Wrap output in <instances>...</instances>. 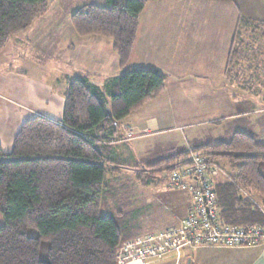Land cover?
Segmentation results:
<instances>
[{"label": "trees", "instance_id": "16d2710c", "mask_svg": "<svg viewBox=\"0 0 264 264\" xmlns=\"http://www.w3.org/2000/svg\"><path fill=\"white\" fill-rule=\"evenodd\" d=\"M148 1H91L70 15L79 36L112 39L121 73L107 80L103 91L89 81L91 74L68 78L61 120L36 115L21 124L10 152L0 147V264H117L118 249L134 237L132 214L127 211L131 186L117 180L128 164L115 158L113 146L126 140L120 123L165 88V76L158 69L126 68ZM47 3L0 0V51L11 36L47 11ZM238 22L251 24L242 16ZM258 24L264 31V22ZM239 26L229 62L249 43L239 40ZM255 32L242 35L252 37ZM263 88L264 83L248 82L242 92ZM200 145L193 147L206 149L207 163L225 174L224 181L212 180L221 219L235 225H264L262 208L241 193L264 198V137L234 131L227 141ZM187 154L176 152L136 171L135 178L141 185L154 183L155 174L170 171L173 160ZM167 163L171 165L159 169ZM28 227L36 228L38 235L29 236Z\"/></svg>", "mask_w": 264, "mask_h": 264}, {"label": "crops", "instance_id": "0c3cea01", "mask_svg": "<svg viewBox=\"0 0 264 264\" xmlns=\"http://www.w3.org/2000/svg\"><path fill=\"white\" fill-rule=\"evenodd\" d=\"M61 1L66 6L74 1L73 6L80 7L95 0ZM76 9L57 8L63 22L55 26L51 25L48 8L31 26L11 36L0 51V147L4 152L11 151L24 121L36 115L61 120L68 78L91 74L89 81L103 91L105 82L121 73L112 39L77 35L70 22ZM239 16L264 22V0H149L139 16L126 68L158 69L165 76V88L125 118L135 135L113 146L115 158L128 164L120 169L117 180L132 181L131 175L134 181L127 192L134 235L129 241L157 236L176 226L193 202L188 187L168 185L162 173L155 174L154 183L141 185L135 172L189 146L205 144L197 133L186 136L183 148L178 144L175 133L187 128L189 116L182 101L187 94L214 101V96H221L225 80L235 83V59L240 60L229 62V53ZM195 113L192 115L201 114ZM218 177L214 182L224 181ZM136 182L141 190L135 187ZM249 198L264 212V198L251 193ZM120 264H264V240L249 246L186 245L163 254L133 256Z\"/></svg>", "mask_w": 264, "mask_h": 264}, {"label": "rangeland", "instance_id": "374dc122", "mask_svg": "<svg viewBox=\"0 0 264 264\" xmlns=\"http://www.w3.org/2000/svg\"><path fill=\"white\" fill-rule=\"evenodd\" d=\"M95 1L100 2L101 0H95ZM47 2H48L47 10L49 8L48 12L49 14H51L50 15L51 25H55V26L60 25L63 22V14L62 12L58 11L57 8L61 7L65 9H76L77 7H79V6H73V4L75 3L74 1L69 6H66L65 2L63 3V1L61 0H47ZM177 3L180 4V2ZM168 12H171V10H169ZM238 21H239V17L237 20L236 29L239 26ZM249 22L251 23L250 25L239 26L241 30V32L239 33V35H241L239 40H242L244 38V42H249V43L247 47L244 49V51H242V54L238 55L237 58L240 61L237 62V59H235L236 62V67L234 70V75L236 77L235 83L232 85L231 80H229L230 84H227V80H225V83L222 86L224 90H221L222 92L221 96L219 94L216 95L217 94L216 92L215 95L218 97L216 99V96H214V101L210 100V97L201 100V98H199L198 95L194 98L190 94H187L188 92L186 93L187 96L185 97V99L183 98L182 104L183 107L189 112V116L187 117L188 119L186 122L187 128H185L183 131L179 130L175 133L179 137L178 144L180 145L181 148L184 147L187 141V139L185 141L186 136L190 137L192 133H197L200 136H202L200 140L203 141V143L205 144H207L208 142L214 143V142L227 141L231 138L234 131L237 130H242V131L247 130V132L256 133L259 138L264 137V128H261V126L264 125V88L261 90H257L256 92L253 91V93L251 94L242 92L243 86L247 85V82L242 81L243 79L250 81L256 79L252 81V83L254 84H256V81L258 80H264V31L258 29L257 28L258 26L256 27V25L259 24L256 23L255 20ZM217 24H223V22H218ZM252 24L253 25L256 24L255 28L252 27ZM251 30L256 31L255 34L253 33L252 35L254 39L251 37V33L249 34L250 37L249 36L244 37L242 35L247 32H250ZM224 35L225 33L222 34L221 36ZM63 37L64 35L61 36V39H63ZM104 38H107V40H111V38L109 37H104ZM238 43L239 44L237 45V48H240L241 43L239 41ZM257 73H260L259 74L260 76L258 75L260 78L257 76ZM251 87L253 90L254 86ZM259 93H263V94H259ZM195 112L201 114L194 116L195 114H197ZM192 113L195 114L192 115ZM203 113L204 115H202ZM194 139L195 138L193 137L190 138L188 141L191 142L192 140L193 142ZM150 142L156 143V140H151ZM198 145L203 146L200 144ZM204 150L206 149L204 148L195 149L194 147L189 146L184 150V152L186 151V153H188L187 155H189V153H196V152L205 154L206 151ZM179 160L180 159L173 161L174 163H176ZM168 166L169 163L160 166L159 169ZM164 172L165 173L162 174L163 178L167 175L169 170ZM121 176H125V175H121ZM224 177L225 174L220 173V177L218 178L223 179ZM129 179L132 181L126 183H128V185L131 186L132 182H134L131 175H129ZM135 184H136L135 187H137L138 190H141L142 187L140 186V184L138 185L137 182ZM241 191L242 194H244L245 196L247 195L246 197H249V193L247 191L245 190H241ZM1 221L2 219L0 216V222ZM27 234L29 236H37L38 231L34 227H28ZM45 246H47V243L43 242L42 248L44 249ZM143 246L145 247V245Z\"/></svg>", "mask_w": 264, "mask_h": 264}, {"label": "built area", "instance_id": "2783aa9c", "mask_svg": "<svg viewBox=\"0 0 264 264\" xmlns=\"http://www.w3.org/2000/svg\"><path fill=\"white\" fill-rule=\"evenodd\" d=\"M120 125L124 139H132L135 135L132 126L125 122ZM173 165L174 168L164 178L172 187L185 186L191 190L193 202L186 215L176 226L157 236L124 243L117 251V264L133 256L163 254L186 245L249 246L264 240V225H235L221 219L212 187V180L220 169L215 164L207 163L203 153H189ZM186 180H190L191 184L187 185Z\"/></svg>", "mask_w": 264, "mask_h": 264}]
</instances>
